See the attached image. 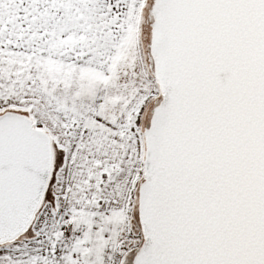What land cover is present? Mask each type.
<instances>
[{"label":"snow or ice","instance_id":"snow-or-ice-1","mask_svg":"<svg viewBox=\"0 0 264 264\" xmlns=\"http://www.w3.org/2000/svg\"><path fill=\"white\" fill-rule=\"evenodd\" d=\"M0 264H264V0H0Z\"/></svg>","mask_w":264,"mask_h":264}]
</instances>
